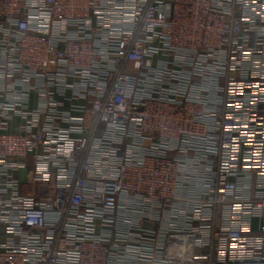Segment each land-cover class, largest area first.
I'll list each match as a JSON object with an SVG mask.
<instances>
[{
	"label": "built area",
	"instance_id": "built-area-1",
	"mask_svg": "<svg viewBox=\"0 0 264 264\" xmlns=\"http://www.w3.org/2000/svg\"><path fill=\"white\" fill-rule=\"evenodd\" d=\"M0 264H264V0H0Z\"/></svg>",
	"mask_w": 264,
	"mask_h": 264
},
{
	"label": "water",
	"instance_id": "water-1",
	"mask_svg": "<svg viewBox=\"0 0 264 264\" xmlns=\"http://www.w3.org/2000/svg\"><path fill=\"white\" fill-rule=\"evenodd\" d=\"M24 172H25V171H22V172H21V176H22V177H23V175H24ZM22 177H21V178H22ZM22 180H23V179H22Z\"/></svg>",
	"mask_w": 264,
	"mask_h": 264
},
{
	"label": "crops",
	"instance_id": "crops-1",
	"mask_svg": "<svg viewBox=\"0 0 264 264\" xmlns=\"http://www.w3.org/2000/svg\"><path fill=\"white\" fill-rule=\"evenodd\" d=\"M16 125H17V124H15V125L13 126V128H15V127H16Z\"/></svg>",
	"mask_w": 264,
	"mask_h": 264
}]
</instances>
